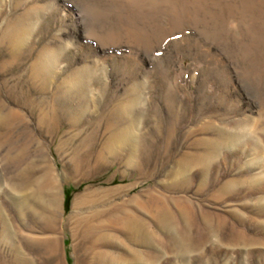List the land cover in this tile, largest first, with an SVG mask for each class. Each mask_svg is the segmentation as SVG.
<instances>
[{
	"label": "rangeland",
	"instance_id": "374dc122",
	"mask_svg": "<svg viewBox=\"0 0 264 264\" xmlns=\"http://www.w3.org/2000/svg\"><path fill=\"white\" fill-rule=\"evenodd\" d=\"M0 264H264V0H0Z\"/></svg>",
	"mask_w": 264,
	"mask_h": 264
},
{
	"label": "trees",
	"instance_id": "16d2710c",
	"mask_svg": "<svg viewBox=\"0 0 264 264\" xmlns=\"http://www.w3.org/2000/svg\"><path fill=\"white\" fill-rule=\"evenodd\" d=\"M70 201H71V195L70 193L66 192L65 193V208L68 209L69 205H70Z\"/></svg>",
	"mask_w": 264,
	"mask_h": 264
},
{
	"label": "bare ground",
	"instance_id": "6f19581e",
	"mask_svg": "<svg viewBox=\"0 0 264 264\" xmlns=\"http://www.w3.org/2000/svg\"><path fill=\"white\" fill-rule=\"evenodd\" d=\"M183 219V218H182ZM184 252H186V251H184ZM184 254V253H183Z\"/></svg>",
	"mask_w": 264,
	"mask_h": 264
}]
</instances>
